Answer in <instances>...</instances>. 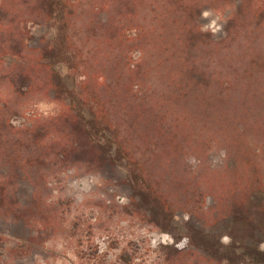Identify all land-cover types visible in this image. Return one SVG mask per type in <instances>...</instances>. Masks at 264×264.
Here are the masks:
<instances>
[{
  "label": "rangeland",
  "instance_id": "374dc122",
  "mask_svg": "<svg viewBox=\"0 0 264 264\" xmlns=\"http://www.w3.org/2000/svg\"><path fill=\"white\" fill-rule=\"evenodd\" d=\"M43 6L0 0V264H260L253 253L264 251V229L254 232L264 228V0H59L50 19L41 18ZM198 30L213 35L218 52L207 55L199 37L184 47L182 34ZM59 41L62 58L52 67L42 49ZM180 58L196 71L184 80L188 104L170 93L181 84ZM205 65L210 83L195 77ZM118 89L154 100L164 124L184 134L181 147L166 154L159 129L129 127L111 102ZM209 91L255 100L241 104L252 108L250 119L219 126L228 152L206 156L207 130L184 113ZM75 97L85 124L94 114L116 139L148 141L138 157L156 158L150 175L175 207L171 219L136 205L125 163L99 171L89 162L95 151L80 154L77 139L103 143L108 134L87 124L71 137L78 130L61 118ZM192 124L196 136L186 139ZM35 134L40 144L32 146ZM39 145L46 150L34 154Z\"/></svg>",
  "mask_w": 264,
  "mask_h": 264
},
{
  "label": "trees",
  "instance_id": "16d2710c",
  "mask_svg": "<svg viewBox=\"0 0 264 264\" xmlns=\"http://www.w3.org/2000/svg\"><path fill=\"white\" fill-rule=\"evenodd\" d=\"M40 1H42V4L44 5L43 8L45 10V14L41 18H45L47 16L48 19L52 18L53 12H55V10L59 7V0ZM192 32L193 31H188L187 33L182 34V37L185 40L184 47L189 45L191 46V41H195V38L199 37L206 45V49L208 50L207 55H212L213 52L219 51L220 43L213 37L211 33L202 32L199 30L196 33ZM63 43L64 42L60 43L59 41V45L57 44L55 46H53V43H49L42 49L44 53L43 56L47 57V60L53 59L51 62L49 61L52 67L53 61L55 62L62 58L63 53L61 49L63 47ZM186 52L188 53L187 50ZM181 56L183 57L182 50ZM183 59L184 58H180V61H178V65L175 69L181 84L176 87L173 92L171 90L170 93L171 96H175V102H180L183 100L182 102L184 104H188L191 103L192 95L189 94V91L187 90L188 86H190L189 82H185L184 80L186 78L193 79L196 71L189 72L190 67L187 65L186 60ZM212 72L213 71L210 69V66L205 65L203 69L200 70V72L196 73L195 77L199 76L200 81L204 79L207 81V83H210L212 80ZM139 73L140 71L137 69V73L135 74ZM116 91V93L114 92L111 102L115 109L122 107V109L127 112V123L129 127H134L136 129L139 127L145 128L148 129L149 132L151 131V133H154L157 129H159L158 131L161 133V135H163V138H160L156 144L158 147H162L163 152L165 153L166 151L164 149H169L171 146H174L173 150H177V148L181 147L182 141H185L182 140L184 134L181 130H175V128L174 140L169 142L172 143V145L168 144V140L166 138L169 135L171 136L174 130L171 127L168 128V125L164 124L166 116H160L159 113H156L155 108H157V103H155L154 100L150 101L146 99V97H138L137 94L130 96L129 92L127 93L126 97L120 89ZM155 93L154 96H157L156 98H161L163 101L165 100L164 94ZM115 95H117V99L115 98ZM254 100L255 97L250 95H233L231 93L227 95H220L215 91H209L207 93H202V95H196L194 100L195 106L189 108L188 111H186L187 113L184 114L189 115L190 119L193 122L195 121L197 125H200L201 123V125L204 126L202 127V130L204 131L206 129L208 132V136L206 137L207 145H205V147L204 145L202 146L204 147L202 148L203 155L207 156L212 152L219 151L224 148L228 152L226 146L219 142V136L221 134V128L219 129V126H222L224 123L233 124L234 122H237L238 124V122L241 120L250 119L251 114L253 113L252 108L242 106L247 104V102L251 104ZM83 104L84 103L81 102V100L77 99L76 97L73 98L69 102V105L72 107H69V109L63 113L61 118L69 132L72 133L75 129L78 130V134H73L71 137H75L76 139L79 138L83 132L85 133V127L88 124V126L94 129L95 132L98 133L99 131H102L104 134H108V140L103 143L93 144L91 143V140L79 138V141L77 139V146H79L80 154L82 153V155H89L90 152L95 151V153L92 154L93 157L89 158V162L95 165L99 171H104L105 169L113 170L117 166L125 163L126 167H128L127 184L134 190V202L136 201V205L139 202V206L145 207V214L148 216L152 214V209L155 208L154 206H156L161 213H164L166 217L171 219L175 212V207L170 202L168 203L167 198L164 197V195H158V183L156 184L155 181L152 180L153 177L150 175V171H152L157 166V163H155L156 158L152 159L151 157H148L152 160L150 161L146 158V155L138 157L140 150H143L145 147L147 148L148 141L145 143L138 140L137 142L130 143L128 141L126 142L116 139V136H114L112 133L111 125L105 123L103 125V123H99L96 119L97 116L94 114L93 118L86 121L87 124H85L84 117H86V115ZM132 111H135V113L138 114V117L136 115H131ZM157 122L160 125H158ZM197 129L198 126L192 124L191 128L187 132L188 135L186 134V139L188 137L196 136L195 131ZM107 132H111V137ZM39 135L40 134H35L30 137L29 143L32 144V146H37L38 143L40 144L41 137H39ZM234 136L235 135H232L230 132H228L226 138L230 140V138L232 139ZM71 141L74 143V138L71 139ZM74 144H76V141ZM191 146L190 152L194 153L195 150H192L194 148V142L191 144ZM15 147H18V145H15ZM112 148L115 149V152L110 153L109 151H111ZM42 149L46 150L44 147L40 148L39 145L38 147H34V149L32 148L31 150L34 154H37L40 153ZM235 151H237V149H235ZM17 170L18 171L16 172H21L20 169ZM28 178L31 179L32 175L29 174ZM235 213L237 214L235 211H230V214ZM263 229L264 228L262 227H256L254 232L256 231L257 233V231H262ZM234 245L232 244L228 248L233 250ZM211 254L216 253L211 252ZM253 254L255 256L254 261L264 264V251H256Z\"/></svg>",
  "mask_w": 264,
  "mask_h": 264
},
{
  "label": "crops",
  "instance_id": "0c3cea01",
  "mask_svg": "<svg viewBox=\"0 0 264 264\" xmlns=\"http://www.w3.org/2000/svg\"><path fill=\"white\" fill-rule=\"evenodd\" d=\"M1 161H4V159H2ZM31 175H32V174H31ZM33 178H34V177H33V175H32L31 181L33 180Z\"/></svg>",
  "mask_w": 264,
  "mask_h": 264
}]
</instances>
